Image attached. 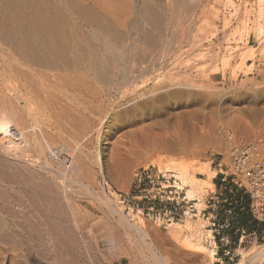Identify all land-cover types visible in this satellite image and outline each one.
I'll use <instances>...</instances> for the list:
<instances>
[{
  "label": "rangeland",
  "instance_id": "rangeland-1",
  "mask_svg": "<svg viewBox=\"0 0 264 264\" xmlns=\"http://www.w3.org/2000/svg\"><path fill=\"white\" fill-rule=\"evenodd\" d=\"M136 2L139 9L144 3H154L158 11L162 9L160 14L163 20L162 25L160 24L162 29L157 32L158 34L156 33L155 42H151L141 36L144 29L153 30L152 24L145 20L142 13L132 10L133 15L130 14L127 18L125 30L129 34L130 49L129 47L126 49L127 56L124 54L123 59L127 60L129 81L134 83V88L130 84L127 87L129 90L122 98L121 96H115V99L113 97L114 100H112L116 103L114 107L117 106L112 112L113 115L111 113L109 116L111 120H107L101 131V144L97 145V141L93 140L88 145V157L89 155L92 157L81 158L86 160L84 162L81 160L82 166L80 165L78 172V175H81L78 178L85 175L86 178L83 176L84 178L80 179L83 183L89 182L91 185L95 183L93 185L95 191L114 200L132 222L141 217L144 220L143 228L155 233L158 251L169 259L170 264H239L244 261L243 248L259 247L264 244V202L260 208V203L256 202L260 199L258 194L252 195L245 187L235 184L225 135L227 131L249 138L264 135V31L262 34L260 30L258 31L261 26L258 15L260 3L258 0H169L172 6L162 1L161 4L167 6L161 8L152 0H136ZM92 81L96 82L94 79H91ZM146 81L149 84L144 83ZM89 88V95H87L90 100L93 89ZM87 90L85 89V93ZM90 104L96 103L90 102L88 105ZM115 117H118L119 122ZM76 130L80 132V129L72 131V127H69L65 130V134L62 132V135L59 134L58 137L55 135L58 139L55 136L51 138L63 142L66 137L67 142L65 139L63 144L71 147L74 146V141L78 142L77 137L82 136V129L78 136ZM72 132L75 136L74 140L69 138ZM118 135H121V138L119 137L121 140L117 138ZM80 140L83 142V139ZM115 140L125 144L118 145L119 150L113 154L109 149L116 144ZM58 141L54 142V147L55 143L56 146H62V143ZM82 142L79 141V143ZM112 143L115 144L112 145ZM97 151L101 154V165L96 161L93 162ZM60 158V164L65 165L66 168L73 160L71 153L68 154L66 150L60 151ZM86 162L92 164L89 165ZM93 164L100 166L96 167ZM182 165H186L188 170L182 168ZM89 166L93 170L89 171ZM144 169L152 171L171 169L170 171H173L179 179V186L183 187L187 197L192 188L189 179L192 182L194 179L195 182L201 180L202 185L200 182L195 183L203 187L198 190V192L201 191L199 196L191 198L194 200L198 214L184 216L174 221V224L166 226H163L161 221H156L154 212L151 210L154 204L145 198L149 190H152V186L137 187L136 175ZM184 174L189 177L188 180ZM223 179L226 180L222 181ZM204 180H208L210 185ZM38 181H34V186ZM39 182L37 187L42 184ZM6 186V183L0 182V203L11 209L12 213L16 214L17 220L20 221L22 218V225L28 221L24 225L28 227V231L31 230L30 226L38 229L42 221L41 226L46 225V219L51 218L52 214L61 216V219L57 216V221L61 220L59 225L68 224V216L59 204L52 207L49 205L50 202H46L47 200L43 204L37 200L40 198L39 200L44 201L42 198L45 196L41 195L35 201L30 191L32 199L26 198L30 195L28 190L26 194L25 188L23 186L21 188L18 184ZM77 187L75 185L73 198H75L78 216H81L80 219L78 218L82 221L79 222L80 227L72 230V234L66 233L65 236L68 238L65 239V236H62L63 240L61 237L55 240L56 244L43 232H32L33 230L27 232L24 239L28 238L25 242L30 246V253L38 260L40 259L42 264H58L60 261L61 264H75L74 260L77 259L79 261L76 262L77 264L139 263V251L131 243V240L137 239L129 238L130 235L133 237L135 232L125 230L118 224L119 215L110 212L104 199L100 205L101 197L94 199L85 194L84 187ZM44 192V195L52 197L50 191ZM4 193L15 198L7 197L8 195L4 197ZM262 196L264 199V193ZM5 198H10L8 203L5 202ZM24 199L25 204L22 201ZM30 200H32L31 203ZM39 203H42L43 207ZM44 205L47 207L45 208ZM28 206L29 208H26ZM33 208L42 209L41 211L37 209L41 217ZM48 208L51 210L50 213ZM17 214L21 217L20 215L17 217ZM27 214H33V217L29 218ZM34 215L39 217L36 218ZM43 215L46 217L45 222ZM39 218L43 220L40 221ZM213 223H216L215 227ZM28 240H32L30 241L32 244ZM65 242L74 245L73 247L68 243L70 245L68 247H72V250L63 248H67L64 245ZM59 243L62 244V248L58 246L61 250L57 247ZM52 244L58 249L55 250ZM117 244H121L131 254L130 257L118 250ZM32 245L35 247L34 250ZM49 248H51L50 251ZM56 251L62 252V256ZM68 252L70 260L66 259ZM210 252L214 253V258L209 261ZM63 254H66L65 257ZM144 254L151 260H146L142 264H152L156 261L148 252ZM71 255L74 257L71 258ZM60 256L61 258L58 259ZM62 257L68 262L62 263ZM261 264H264V261Z\"/></svg>",
  "mask_w": 264,
  "mask_h": 264
},
{
  "label": "bare ground",
  "instance_id": "bare-ground-1",
  "mask_svg": "<svg viewBox=\"0 0 264 264\" xmlns=\"http://www.w3.org/2000/svg\"><path fill=\"white\" fill-rule=\"evenodd\" d=\"M152 1L158 4L157 6L161 8H164L165 4L172 6V2L170 3L169 0ZM162 1L165 2L164 5L161 4ZM258 2L260 3L258 14L260 19L259 25H261L260 28L258 27V31L260 30L259 32L262 34L264 31V0H258ZM137 4L136 0H0V182L6 183L7 186H16L17 184L20 185L21 188L23 186L26 194L27 190L28 194H30L29 191L33 194L32 198L34 197L35 201L40 195L42 197L45 196L44 198L41 197L44 201L39 200L40 198L37 200L41 201L43 204L47 200L46 202H50L49 205L52 207H56V205L59 204L68 216V224L62 226L63 223L59 225L61 220L57 221L58 218L61 219V216L52 214V216L50 215L51 218L48 217L49 219H46L44 216V210L43 216L45 217L44 222L47 220L45 223L46 225L41 226L43 224V219L40 220L41 218H39L38 220L42 221V224H39L38 229L30 226L31 228H29L31 230L28 231V227L24 226L28 221L26 223L24 222V225H22V218H20V221L17 220L16 214L14 212L13 214L11 209H8L0 203V264H42L40 259L38 260L30 253V246L26 243L28 238L24 239L27 232L29 233L32 230V232H43L44 235L51 239V241L53 240L52 242L56 244V242H54L55 240H58L60 237L61 240H63L62 238L66 233H71L72 230L80 227L82 221L79 219L81 216H78L79 213L77 212L74 203L75 198H73L75 185L80 188L81 186L82 188L84 187V190L86 191L85 194L87 193L94 199H100L101 197L102 200H100V205H102L104 199V202L106 201L109 206L110 212L114 215H119L118 224H120L125 230H132L135 232L133 237L130 235L129 238L137 239L136 241L131 240V243L135 245L139 251V263L132 257L136 264H142L146 260H151L147 259L144 254L145 252H148L152 255L151 257H154L152 259L156 260L154 261L155 263L153 262L152 264H170L169 259L158 251V241L155 237V233L153 232V234L143 228L144 220L141 217H138L137 221L132 222L129 216L124 213L122 208L118 207L119 205L116 204L114 200L105 194L101 195L95 191L93 187L95 183L93 185H91V183L89 184V182L88 184L83 183L80 179L85 175L81 176L80 179L78 178V176L81 175H78L81 168V160L85 158L84 156L88 159L91 156L89 155L88 157V145L92 143L93 140L97 141V145L101 144V131L103 130L105 123H107V120H111L109 119V116L115 111V107L117 106L115 105L114 107V104H116L113 101L115 96H121L122 98V96L129 90H127V87L130 84L134 88V83L129 81V68H127L126 65L127 60L123 59V55L129 47V34H127L128 32L125 30L127 18L130 14L133 15L131 13L132 10L135 12L138 10L142 13L141 15L145 20L152 24L153 30L144 29V31L142 29L143 33L142 30L141 33L143 35L141 36L151 42H155L156 33L162 29L160 27V24L163 22L160 15L162 9L161 11H158L159 9L155 8L156 6L154 3L141 4L142 7L139 9ZM125 55L127 56V54ZM91 79H94L96 82H91ZM84 81L86 83H84ZM148 81L144 83H148ZM89 87L93 89V94L90 95V100L88 97ZM85 89H88L86 91L87 93H85ZM88 101L96 103L94 104L95 106L93 104L88 105L90 103ZM118 108L119 107H117V109ZM119 110H121V108H119ZM116 119L118 121V117ZM121 119H123L122 116ZM112 121L115 125L116 123L114 122V119ZM68 126L72 127V131L80 129L81 132L82 129V136L80 135V138L77 137L78 142L74 141V146H71L70 144L73 142L70 140L71 143L69 145L71 147H66L63 144L66 139V137H64L65 139L63 142L60 141L62 146H56L55 143L54 147V142L58 140H53L51 137L55 135L58 137L62 132L65 134L64 132L69 128ZM64 128L66 129L64 130ZM111 129H113V127ZM80 132H76L77 136ZM229 132L233 131H227L225 135L226 138ZM72 134H70L71 137H69L71 139H73V137L75 138L74 134ZM120 136L118 135L117 138ZM120 138L119 140H121ZM51 139L53 140V144L51 143ZM80 139H83V142ZM79 141L82 143H79ZM65 142H67V139ZM114 142H116V144L112 143V145H115L110 148L111 150L108 148L113 154L119 150L118 145L125 144L118 140H115ZM61 150H66L68 154L71 153L73 158L72 163L68 168H66L65 165L63 166L60 164ZM100 156L101 154L97 151L93 162L96 161V163L99 164L101 162ZM82 157L84 158L81 159ZM85 160H83V162ZM91 161L92 160H90V162ZM87 164H89V162ZM186 165H182L181 167L188 170ZM86 169L88 170V168ZM90 169L93 170L89 166V171ZM87 170L84 169V171ZM138 176L139 174L137 173L136 179ZM95 177L96 176H94V178ZM185 178L187 179L189 177L185 176ZM35 180H39L42 183L41 185H38L40 187L36 186L39 181L34 186ZM189 180L192 183V188L190 193H188V197L190 199L198 197L199 192H201H198V190L203 187L195 183H201V180H199V182L197 180V182H195V179L193 182L191 179ZM204 181V184L206 182L210 185L208 180ZM4 190L6 189L4 188ZM46 190L52 193V197H48L46 194L44 195V191ZM262 191H264V188L256 191V195L258 194V197L260 198L256 200V202L260 203V208H262V203L264 202L262 196V193L264 192ZM18 193L19 192L17 191L16 194L18 195ZM50 193L49 195H51ZM31 194L26 198L32 199L30 197ZM36 194H38V196ZM6 195H8V193H4V197ZM22 195L20 197L23 199ZM7 197L10 196L8 195ZM12 197L15 198V196ZM8 199H6V203H8ZM25 199L22 200L23 204H25ZM31 201L32 200L29 202L31 203ZM41 204L40 206L43 205ZM34 205L36 206V203ZM49 205L48 207H50ZM44 206L45 208L47 207L46 205ZM58 207L57 209H59ZM26 208H29V206ZM33 209L35 211L36 208ZM37 209L39 210V208ZM49 209L50 208L47 210L50 213L51 210ZM28 210L29 209H27V211ZM41 210L42 209L39 211ZM58 213L60 214L59 211ZM23 214L24 213H22V215ZM81 214L82 213H80V215ZM112 214L110 216H112ZM19 215L17 214V217H19ZM32 215H28L29 218ZM36 215H34V217ZM38 217L39 216H36V218ZM38 220H36V222H38ZM74 236L72 237L76 240ZM66 238L68 237L65 236V239ZM30 241L32 242V240H28V242ZM62 243L64 242L62 241ZM68 243L65 242L64 244L67 248L63 247L66 250H70L72 247L69 248L68 246L75 244L73 242V244L69 243L70 245H68ZM61 245L59 243L57 247ZM57 247H55V250L59 248ZM34 248L35 247H33V250ZM50 249L51 248H49V251ZM117 249L130 257L131 254L128 253L121 244H117ZM242 251L245 257L244 261H241L239 264L263 263L264 244L259 247L253 246L250 248H243ZM35 252L38 254L37 250H35ZM61 253L58 252L59 255H61ZM58 254H56V256ZM65 255L63 254L64 257ZM61 256L58 257V259L61 258ZM68 256H70V253L69 255L67 254L66 259ZM42 257L43 255L41 258ZM73 257L74 255L71 258ZM208 258L209 261L212 260L214 258V253L210 252ZM62 260V263L66 261L68 262V260L65 261L64 258ZM60 262H58V264ZM74 262L77 264L79 261L77 259L74 260Z\"/></svg>",
  "mask_w": 264,
  "mask_h": 264
},
{
  "label": "built area",
  "instance_id": "built-area-1",
  "mask_svg": "<svg viewBox=\"0 0 264 264\" xmlns=\"http://www.w3.org/2000/svg\"><path fill=\"white\" fill-rule=\"evenodd\" d=\"M226 143L230 151L235 184L256 195L258 189L264 188V136L249 138L229 132ZM179 183L175 173L170 170L144 169L137 178V187L152 186L145 198L153 202L151 210L156 221H161L163 226L184 216L198 214L194 200L187 197ZM215 225L213 223V227Z\"/></svg>",
  "mask_w": 264,
  "mask_h": 264
},
{
  "label": "crops",
  "instance_id": "crops-1",
  "mask_svg": "<svg viewBox=\"0 0 264 264\" xmlns=\"http://www.w3.org/2000/svg\"><path fill=\"white\" fill-rule=\"evenodd\" d=\"M259 66V65H258ZM210 208H214V207H212V206H209ZM210 215V214H209Z\"/></svg>",
  "mask_w": 264,
  "mask_h": 264
}]
</instances>
